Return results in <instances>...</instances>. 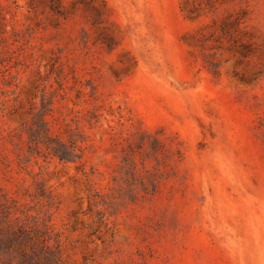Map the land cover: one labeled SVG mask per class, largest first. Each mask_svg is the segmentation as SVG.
<instances>
[{"label":"rangeland","instance_id":"1","mask_svg":"<svg viewBox=\"0 0 264 264\" xmlns=\"http://www.w3.org/2000/svg\"><path fill=\"white\" fill-rule=\"evenodd\" d=\"M0 264H264V0H0Z\"/></svg>","mask_w":264,"mask_h":264}]
</instances>
